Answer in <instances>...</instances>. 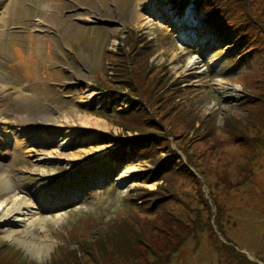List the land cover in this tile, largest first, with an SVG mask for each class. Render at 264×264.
<instances>
[{
    "label": "rangeland",
    "instance_id": "374dc122",
    "mask_svg": "<svg viewBox=\"0 0 264 264\" xmlns=\"http://www.w3.org/2000/svg\"><path fill=\"white\" fill-rule=\"evenodd\" d=\"M14 2L0 117L26 144L0 129V164L50 243L0 224V264H264V0H150L139 24L140 0ZM132 33L155 69L118 83Z\"/></svg>",
    "mask_w": 264,
    "mask_h": 264
},
{
    "label": "bare ground",
    "instance_id": "6f19581e",
    "mask_svg": "<svg viewBox=\"0 0 264 264\" xmlns=\"http://www.w3.org/2000/svg\"><path fill=\"white\" fill-rule=\"evenodd\" d=\"M14 1L15 0H0V5L3 6V10L0 12V28H3L4 25H6L10 22L11 13H12L11 8L15 4ZM149 2H150V0H145V1L140 0L138 8H136L134 13H133V21L136 22V24H139V22H141L142 19L145 17V14L141 13V11H143V10L147 11V9L143 7V3H146V5H148L147 3H149ZM150 4H152V3H150ZM190 17H191V15L188 16V18H190ZM154 18H156V14L149 13V17L144 18V19H148L149 21H153ZM188 18L186 19L187 22H188ZM148 24H150V22H148ZM5 37H6L5 30L0 29V55L3 53V44H4L3 40ZM0 85L4 86L1 83V81H0ZM17 90L19 93L21 92V90L19 88H17ZM19 99H20V96L17 98V100H19ZM31 101L33 103H37L36 95H33ZM30 106L31 105L29 104L28 99L25 101L19 100V105H18V107L15 106L14 112L17 115H28L27 112H29ZM19 111H22L23 113H21ZM68 115H70V116L73 115L74 117H77V112L72 110V115L71 114H68ZM12 117H13V115H12ZM80 118H83V117L80 116ZM93 122L94 121L92 119H90L89 116H85L84 120L82 121V125L86 126V124H89V125L93 126L92 125ZM96 124L99 125L98 123H96ZM53 125H56V123L53 122ZM97 127H100V126H97ZM0 129L3 130L2 132L9 135V137H8L9 141L14 143L15 145H18V141L21 142L20 143L21 146L26 144V142L24 140H18L20 137L18 136L19 137L18 138L15 135V133H14L15 131L13 130V128H10V125H8V121L6 118H4V116L0 117ZM94 129H95V127H94ZM5 131H7V132H5ZM48 137L52 138V134L48 133ZM66 137L72 138L73 135L71 136V134H68ZM30 138L34 139L35 135H31ZM28 147H30V152H32L33 148L31 146L27 145V148ZM39 161H44V160L41 159ZM11 170H12L11 167L0 164V224L12 226L13 224L15 225V224L19 223V221L16 219L21 220L20 222L24 223L23 229L18 230V231H13V233L16 235V239L18 237H20L24 241L28 240L27 242L30 243L32 245V247H34L36 250H39V251H37L38 253H42L45 251V248L48 247L50 240L45 235L42 238L40 237L41 232L40 231L38 232L37 228L39 225H41L42 219L40 218V219L35 220V213L33 211L34 208L32 206H30L28 204V202L23 199V197H21V196L17 197V195H13V191L16 188L14 187L13 190L11 189V174H9L10 173L9 171H11ZM20 193H24V191L21 190ZM7 195H11V198L2 199ZM30 216H31V218H28ZM34 234L35 235L39 234V235L34 236Z\"/></svg>",
    "mask_w": 264,
    "mask_h": 264
},
{
    "label": "trees",
    "instance_id": "16d2710c",
    "mask_svg": "<svg viewBox=\"0 0 264 264\" xmlns=\"http://www.w3.org/2000/svg\"><path fill=\"white\" fill-rule=\"evenodd\" d=\"M173 3H175L177 0H171ZM181 2L184 1L183 9L184 7L190 2V0H180ZM215 29H217L218 33L223 34L222 36L226 37L228 36L229 39L233 40V35H229L227 33V30H223L222 27H216V25L213 26ZM144 38L143 35L138 37L135 34H128V38L126 41L122 42L121 47L119 48L118 52L115 53V57L117 60L114 61V65L112 66L114 72H112L111 77L114 78L115 82L122 83V78L126 75V77L130 75H136V77L140 80L147 79L150 75H153V70L155 69V66L151 65L149 56L145 55V57L141 56V53L144 51L145 47L143 42L141 40ZM128 45V48L131 50H128V52L125 51V45ZM141 50V51H139ZM135 55V56H133ZM137 58V59H136ZM140 58H145L143 62ZM134 59H136L134 61ZM135 70V71H134ZM160 74L155 78V84L159 85L160 82H162V87L168 86L169 80L165 81L164 76H160ZM106 89L109 88V86H105ZM117 90H114V93ZM175 102V101H174ZM138 143V144H137ZM130 152L131 149L139 146H144L142 142H133L129 144ZM141 148L138 150V153L140 152ZM119 153V152H118ZM118 153L116 154L117 159H121L118 156Z\"/></svg>",
    "mask_w": 264,
    "mask_h": 264
}]
</instances>
